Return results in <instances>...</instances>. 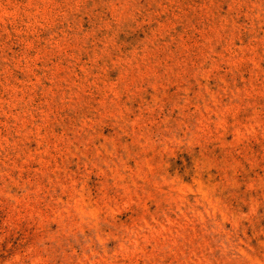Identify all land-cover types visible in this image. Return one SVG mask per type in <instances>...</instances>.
I'll return each mask as SVG.
<instances>
[{"label":"rangeland","instance_id":"obj_1","mask_svg":"<svg viewBox=\"0 0 264 264\" xmlns=\"http://www.w3.org/2000/svg\"><path fill=\"white\" fill-rule=\"evenodd\" d=\"M0 264H264V0H0Z\"/></svg>","mask_w":264,"mask_h":264}]
</instances>
